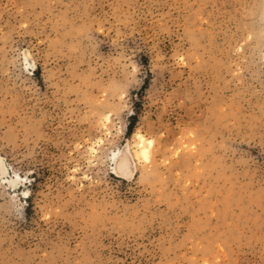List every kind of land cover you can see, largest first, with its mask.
Instances as JSON below:
<instances>
[{"label": "rangeland", "instance_id": "obj_1", "mask_svg": "<svg viewBox=\"0 0 264 264\" xmlns=\"http://www.w3.org/2000/svg\"><path fill=\"white\" fill-rule=\"evenodd\" d=\"M0 157V264H264V0H0Z\"/></svg>", "mask_w": 264, "mask_h": 264}, {"label": "bare ground", "instance_id": "obj_2", "mask_svg": "<svg viewBox=\"0 0 264 264\" xmlns=\"http://www.w3.org/2000/svg\"><path fill=\"white\" fill-rule=\"evenodd\" d=\"M147 140H144L143 142V147H141V144H142V141L139 139L138 140V144H139V149L137 150L136 154L137 155L136 157L138 156H142V152L147 149L149 150L148 148V145L146 143ZM129 146V145H128ZM138 146V145H137ZM132 154V153H131ZM126 156V155H125ZM132 156V155H131ZM128 157V156H127ZM124 158V157H123ZM122 158V159H123ZM131 158V157H130ZM133 159V158H132ZM121 160V159H120ZM135 160V159H134ZM3 159L2 157H0V179H2L3 181L7 182V184L9 185V187H11V189L13 187H16L18 185V183H20L21 181H19V177H14L12 176L11 178H8L6 176V169L4 168L3 166ZM5 165V164H4ZM134 163L132 164V161L131 159L129 158H125L123 159L117 166H114L113 167V173L118 175V176H122V177H130L133 173H134ZM17 188V187H16ZM23 193H27V191H23ZM24 195V194H23Z\"/></svg>", "mask_w": 264, "mask_h": 264}, {"label": "snow or ice", "instance_id": "obj_3", "mask_svg": "<svg viewBox=\"0 0 264 264\" xmlns=\"http://www.w3.org/2000/svg\"><path fill=\"white\" fill-rule=\"evenodd\" d=\"M22 27L23 28H27V25H23ZM178 59H179L180 62H183L184 61V57L183 56H180ZM139 139L142 141L141 147H143V142H144L145 138L143 136H140ZM146 143L148 145V148H151L153 146V144H154V141L152 139H148L146 141ZM142 156H143V160L145 162H148L150 160L149 152H148L147 149H145L142 152ZM24 195H28V193H24ZM45 219H47V217H45Z\"/></svg>", "mask_w": 264, "mask_h": 264}]
</instances>
